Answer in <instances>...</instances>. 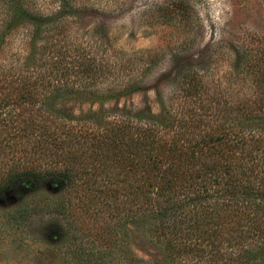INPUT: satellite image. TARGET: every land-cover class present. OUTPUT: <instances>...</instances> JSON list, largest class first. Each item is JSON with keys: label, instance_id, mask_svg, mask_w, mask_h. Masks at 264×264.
Returning a JSON list of instances; mask_svg holds the SVG:
<instances>
[{"label": "trees", "instance_id": "16d2710c", "mask_svg": "<svg viewBox=\"0 0 264 264\" xmlns=\"http://www.w3.org/2000/svg\"><path fill=\"white\" fill-rule=\"evenodd\" d=\"M52 1L60 16L71 0ZM37 5L0 0V198L35 196L7 221L56 216L39 234L74 263L264 264V104L210 111L191 78L158 117L84 111L124 89L86 91L103 64ZM21 33L24 60L2 64ZM136 229L156 249L136 255Z\"/></svg>", "mask_w": 264, "mask_h": 264}, {"label": "rangeland", "instance_id": "374dc122", "mask_svg": "<svg viewBox=\"0 0 264 264\" xmlns=\"http://www.w3.org/2000/svg\"><path fill=\"white\" fill-rule=\"evenodd\" d=\"M37 6L51 14L55 28L62 26L66 44L103 64L101 77L86 91L124 89L118 98L86 103L84 111L90 107L97 114L101 107L106 113L158 117L161 103L176 109L191 78L202 82L210 111L264 104V0H71L60 16H55L57 1L38 0ZM22 34L2 64L10 65L15 52L16 65L17 57L24 60ZM41 34L39 44L46 38ZM42 51L39 46L37 52ZM13 195L0 198V264H81L68 258L71 245L48 241L54 229L47 238L39 234L47 223L64 225L56 216L37 215L20 225L7 221L6 213L35 197L28 193L16 200ZM128 231L127 243L136 255L156 249L142 230Z\"/></svg>", "mask_w": 264, "mask_h": 264}]
</instances>
